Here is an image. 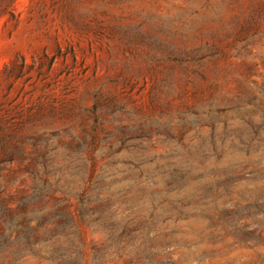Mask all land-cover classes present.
Returning a JSON list of instances; mask_svg holds the SVG:
<instances>
[{
  "label": "rangeland",
  "instance_id": "obj_1",
  "mask_svg": "<svg viewBox=\"0 0 264 264\" xmlns=\"http://www.w3.org/2000/svg\"><path fill=\"white\" fill-rule=\"evenodd\" d=\"M0 264H264V0H0Z\"/></svg>",
  "mask_w": 264,
  "mask_h": 264
}]
</instances>
